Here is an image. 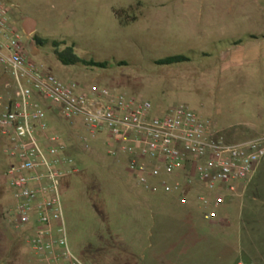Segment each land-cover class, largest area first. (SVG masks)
<instances>
[{
	"label": "rangeland",
	"instance_id": "obj_1",
	"mask_svg": "<svg viewBox=\"0 0 264 264\" xmlns=\"http://www.w3.org/2000/svg\"><path fill=\"white\" fill-rule=\"evenodd\" d=\"M1 1L11 7L28 60L63 83L95 85L147 101L154 116L185 105L211 120L229 143L264 136V53L258 63H237L226 74L219 60L195 58L174 67L154 64L168 56L192 58L196 51L216 53L215 46L176 36L182 27L171 19L176 12L172 5L201 2L218 8L249 0ZM25 19L36 24L31 36L24 33ZM236 38L246 36L238 33ZM53 42L64 45L60 50L74 47L81 59L106 62L109 68L65 67L56 59ZM123 62L128 66H119ZM51 125L64 137L77 166V173L60 179V196L69 247L82 263L264 264V159L245 191L240 185L239 197L227 201L216 219L206 221L207 207L197 201L198 190L184 193L187 204L180 202V195L148 191L128 172L125 161L106 155L102 139L91 141L86 150L78 135ZM4 147L0 134V264H36L33 253L4 221L15 204Z\"/></svg>",
	"mask_w": 264,
	"mask_h": 264
},
{
	"label": "built area",
	"instance_id": "obj_2",
	"mask_svg": "<svg viewBox=\"0 0 264 264\" xmlns=\"http://www.w3.org/2000/svg\"><path fill=\"white\" fill-rule=\"evenodd\" d=\"M10 9L0 0V134L15 198L4 221L36 264H84L69 247L60 196V179L77 173V166L52 122L78 135L86 150L102 139L106 155L125 161L148 191L180 195L187 204L184 193L198 190L206 221L239 197V186L251 181L264 159V136L229 143L211 120L185 105L154 116L147 101L63 83L28 60Z\"/></svg>",
	"mask_w": 264,
	"mask_h": 264
},
{
	"label": "crops",
	"instance_id": "obj_3",
	"mask_svg": "<svg viewBox=\"0 0 264 264\" xmlns=\"http://www.w3.org/2000/svg\"><path fill=\"white\" fill-rule=\"evenodd\" d=\"M252 1H235L232 4L224 3L222 7L218 8H210V6L201 2L194 3V5L189 3L174 4L172 7H174L173 10L176 12L171 13V19H176V24L182 27V32L177 31L176 36L182 35L184 40L187 41L195 39L202 46H214V43L222 40H242V38H236V35L240 33L246 36L242 40L243 44L218 52L217 58L220 71L226 74L237 63L242 62L256 64L264 53V2L262 0ZM137 5L142 6V3H137ZM215 9L221 10V13H203V10ZM224 10L225 12H223ZM240 17H243L242 20H239ZM249 36H254L256 39L250 40L248 39ZM249 183L243 187L244 191Z\"/></svg>",
	"mask_w": 264,
	"mask_h": 264
},
{
	"label": "trees",
	"instance_id": "obj_4",
	"mask_svg": "<svg viewBox=\"0 0 264 264\" xmlns=\"http://www.w3.org/2000/svg\"><path fill=\"white\" fill-rule=\"evenodd\" d=\"M117 16L119 17L120 21L122 19V11L117 12ZM134 20V19H131ZM121 25H123V21L120 22ZM248 39L255 40L256 37L249 36ZM243 44L242 40L234 41V40H222L219 42L214 43V46L216 48V53H206L203 51H196L193 52V57L188 58L183 55H175V56H168L162 59H159L154 62V64L158 67H174V66H182L185 64H189L193 61V59L197 58L200 61H210V60H218V52L222 50H226L231 47H236ZM53 47L55 48L54 54L56 56V59L65 67H71V66H83V67H92L97 68L101 70H106L109 68L108 63H94V62H87L80 57H78L75 54V48L74 47H65L63 50H60L59 48L61 46H64L62 43H52ZM119 66H128L127 63H119Z\"/></svg>",
	"mask_w": 264,
	"mask_h": 264
},
{
	"label": "water",
	"instance_id": "obj_5",
	"mask_svg": "<svg viewBox=\"0 0 264 264\" xmlns=\"http://www.w3.org/2000/svg\"><path fill=\"white\" fill-rule=\"evenodd\" d=\"M23 30L26 36H31L36 30V24L30 19H25L23 22Z\"/></svg>",
	"mask_w": 264,
	"mask_h": 264
}]
</instances>
